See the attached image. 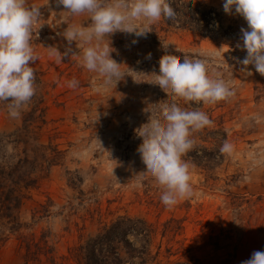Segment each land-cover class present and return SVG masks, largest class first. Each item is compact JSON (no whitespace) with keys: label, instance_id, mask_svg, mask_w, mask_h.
I'll use <instances>...</instances> for the list:
<instances>
[{"label":"rangeland","instance_id":"obj_1","mask_svg":"<svg viewBox=\"0 0 264 264\" xmlns=\"http://www.w3.org/2000/svg\"><path fill=\"white\" fill-rule=\"evenodd\" d=\"M28 2L42 8L31 41L38 55L32 67L41 82L18 117L9 116L8 101H0V132L15 130L23 114L42 101L36 115H45L41 140L55 146L49 150L54 164L25 192L14 213L15 230L7 231L11 225L0 211V264H25L26 258L31 264H79L75 248L80 241L120 216L153 229L155 264L188 258L241 264L254 251H264V76L252 65V75L241 73L235 59L246 56L237 47L246 20L225 13L223 0H180L176 16L162 17L146 36L111 34V55L126 74L97 92L94 84L101 77L81 65L75 42L59 62L50 54L57 49L63 55L68 47L63 31L71 24H90L87 14L71 15L56 0ZM165 54L204 60L210 74L218 73L235 91L210 105L177 98L179 106L204 111L212 122L193 134L190 151L216 153L208 166L184 156L195 195L171 208L161 202L163 189L156 180L141 174L146 166L137 151L142 143L137 129L158 104L172 102L154 83L153 72H159ZM73 78L79 81L76 88L68 86ZM225 141L233 145L231 155L220 152ZM11 152L1 148L0 163Z\"/></svg>","mask_w":264,"mask_h":264},{"label":"clouds","instance_id":"obj_2","mask_svg":"<svg viewBox=\"0 0 264 264\" xmlns=\"http://www.w3.org/2000/svg\"><path fill=\"white\" fill-rule=\"evenodd\" d=\"M56 3L71 15L87 14L91 23L68 25L62 33L68 47L63 55L57 49H51L50 54H55L59 62L72 52L75 42L80 49L77 55L81 57V65L101 77L100 84H94L97 92L113 83L117 85L126 74L111 55L114 51L111 34L121 31L143 37L162 17L171 20L176 16L171 0H56ZM223 10L242 16L248 25L241 29L242 43L237 45L246 51V56L235 58L242 65L241 73L252 75V68L248 67L252 65L264 76V0H223ZM41 15V6L29 4L28 0H0V101H8V114L13 118L20 115L36 92L32 64L38 55L31 41ZM141 20L143 23L138 22ZM137 42L135 38L132 41ZM153 73L154 83L171 95L172 102L158 104L160 107L151 112L148 122L137 129L142 137L137 151L146 166L141 174L146 172L156 180L163 189L161 202L171 208L195 195L184 156L194 146L193 134L212 123L204 111L179 106L177 98L185 103L210 105L228 100L235 91L218 73L210 74L204 60L187 55L182 61L162 55L159 72ZM78 84L75 78L68 81L70 88ZM233 151L228 141L220 147L222 154L231 155ZM241 264H264V251H254Z\"/></svg>","mask_w":264,"mask_h":264},{"label":"trees","instance_id":"obj_3","mask_svg":"<svg viewBox=\"0 0 264 264\" xmlns=\"http://www.w3.org/2000/svg\"><path fill=\"white\" fill-rule=\"evenodd\" d=\"M179 1L171 0V6L174 8ZM37 81L41 82L39 78ZM41 102L36 101L32 111L23 112L21 124L15 130L0 132V143L3 145L0 149L5 146L12 149L11 154L2 155V158H7L0 163V211H3L4 218L11 225L7 228L9 232L16 229L14 213L21 207L25 192L36 186L41 178V171H50L54 164L49 150L52 147L55 149V146L47 145L41 140L45 115H36L38 109H41ZM204 151L201 153L194 149L185 156L192 157L200 165L208 166L207 163L214 160L216 151ZM1 232L0 230V242L3 241ZM152 233L153 229L142 220L120 216L95 234L82 239L75 248L76 258L79 264H155L158 253H153L151 248ZM129 235L135 240L130 239ZM25 264H31L30 258H26ZM169 264L203 263L198 259L188 258Z\"/></svg>","mask_w":264,"mask_h":264}]
</instances>
